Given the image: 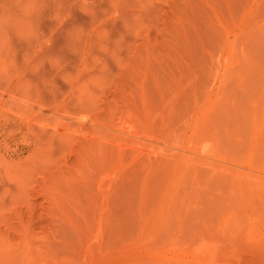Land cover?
Wrapping results in <instances>:
<instances>
[{
	"label": "rangeland",
	"instance_id": "374dc122",
	"mask_svg": "<svg viewBox=\"0 0 264 264\" xmlns=\"http://www.w3.org/2000/svg\"><path fill=\"white\" fill-rule=\"evenodd\" d=\"M55 7L63 70L0 81V264H264V0Z\"/></svg>",
	"mask_w": 264,
	"mask_h": 264
},
{
	"label": "clouds",
	"instance_id": "9594fccd",
	"mask_svg": "<svg viewBox=\"0 0 264 264\" xmlns=\"http://www.w3.org/2000/svg\"><path fill=\"white\" fill-rule=\"evenodd\" d=\"M49 2L50 0H0V81L12 78L16 72H20L22 74L21 88L29 93L33 92V89L36 88V86L30 80L23 79L25 71L30 70L33 73L39 72L45 60H47L57 72L62 71L64 68V64L61 62V57L47 56L41 58V53L46 47H50L52 43L51 35L45 36L40 30V20L43 12L48 7ZM51 2L54 3L56 7L49 16V19L56 22L57 28L61 27L71 17L72 13L70 8L72 4H78L82 12L95 17L94 5L96 0H71L67 9L64 7L65 0H51ZM82 3L87 6V10L85 7L81 6ZM119 16L120 14L117 13L111 18H107L109 17L108 14L106 19H115ZM92 28L90 30H92ZM90 30L85 31L82 27L77 26L73 27L67 34L68 47L72 53H78L80 55V63L82 57V52L80 50L81 45ZM55 31V28L52 29L53 33ZM13 36L19 41L27 43L31 48V52H25L24 54L23 69L19 68L15 61L16 51L12 44ZM107 38V31L105 35L96 37L98 41L96 46L104 53L109 52L107 44L104 43ZM115 43L117 47L120 46L119 40ZM89 55L90 51L88 57ZM92 61L95 66L98 64L102 65L101 72L105 71L106 66L103 65L101 57L93 56ZM77 72L72 75L76 76ZM97 76L100 78L105 77V75ZM63 79L69 83L64 76ZM44 84L45 86L51 85L53 88L55 87L53 80H45ZM36 92L39 91L37 90ZM3 176H5L9 182H12L6 175Z\"/></svg>",
	"mask_w": 264,
	"mask_h": 264
},
{
	"label": "bare ground",
	"instance_id": "6f19581e",
	"mask_svg": "<svg viewBox=\"0 0 264 264\" xmlns=\"http://www.w3.org/2000/svg\"><path fill=\"white\" fill-rule=\"evenodd\" d=\"M108 132H109V131H108ZM107 134H108V133H107ZM98 139H99V138H98ZM89 141H90V140H89ZM91 141H92V139H91ZM92 143H93V141H92ZM97 144H98V142H97ZM93 145H95V144H93ZM88 146H89L90 149H92V150L94 149V147H93L91 144H88ZM88 146H86L85 148H87ZM106 146H107V145H106ZM91 147H93V148H91ZM102 147H103V146H102ZM105 148H106V147H105ZM108 148H109V147H108ZM110 148H111V147H110ZM106 149H107V148H106ZM99 150H100V149H99ZM109 150H110V149H109ZM87 151H88V149H87ZM89 151H90V150H89ZM105 151H108V150H105ZM101 152H102V151H101ZM82 153H83V151H82ZM106 154H107V152H106ZM79 155H82V154H79ZM92 182H93V181H92ZM94 182H95V181H94ZM94 182H93V183H94ZM89 183H90V182H89ZM93 183H92V184H93ZM86 184H88V182H87ZM89 185H90V184H89ZM92 197H93V196H92ZM92 197H91V198H92ZM91 200H92V199H91ZM91 202H92V201H91ZM85 204H86V203H85ZM227 239H228V238H227ZM214 240H215V239H214ZM240 244H241V243H240ZM223 249H225V248H223ZM214 250H216V249H214ZM226 250H227V249H226ZM226 250H225V251H226ZM228 251H230V249H229ZM231 251H232V250H231ZM231 251H230V252H231ZM236 251H237V250H236ZM212 252H213V251H212ZM212 252H211V253H212ZM217 252H218V251H217ZM222 252H223V251H222ZM234 252H235V251H234ZM214 253H215V252H214ZM218 254H219V253H218ZM229 254H230V253H229ZM231 254H232V252H231ZM235 254H236V253H235ZM233 255H234V254H233ZM231 257H232V256H231ZM229 258H230V257H229ZM224 261H225V260H224ZM259 261H260V260H259Z\"/></svg>",
	"mask_w": 264,
	"mask_h": 264
}]
</instances>
